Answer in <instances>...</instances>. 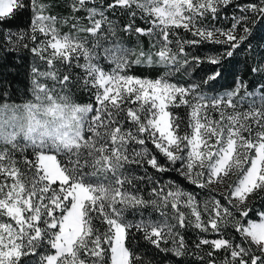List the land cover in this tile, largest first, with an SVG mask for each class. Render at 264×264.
<instances>
[{
	"label": "snow or ice",
	"instance_id": "1",
	"mask_svg": "<svg viewBox=\"0 0 264 264\" xmlns=\"http://www.w3.org/2000/svg\"><path fill=\"white\" fill-rule=\"evenodd\" d=\"M258 33L264 0H0V264H264Z\"/></svg>",
	"mask_w": 264,
	"mask_h": 264
},
{
	"label": "trees",
	"instance_id": "2",
	"mask_svg": "<svg viewBox=\"0 0 264 264\" xmlns=\"http://www.w3.org/2000/svg\"><path fill=\"white\" fill-rule=\"evenodd\" d=\"M64 31H67V28L63 29ZM260 35H264V33H258V37ZM133 41L135 40V37L132 38ZM124 40L127 44V36H124ZM131 46L136 47L134 44ZM138 50V48H137ZM23 54H17L16 56H13L11 58V63H14L16 67H10L8 65H5L3 71V76L0 77V85H2L4 88L8 89L10 85V91L14 94V99H24L25 95V86L28 83L27 78V65L31 64L32 58L31 56H28L26 60L19 59V56ZM137 75H148L146 72H141L139 69H134ZM77 99H81V97L77 96ZM181 113L183 112V109L180 110ZM188 238H192V233H188ZM139 243H143V241H140ZM135 246V245H134ZM160 257H157V260H159Z\"/></svg>",
	"mask_w": 264,
	"mask_h": 264
}]
</instances>
